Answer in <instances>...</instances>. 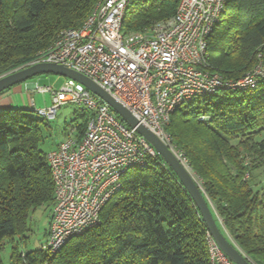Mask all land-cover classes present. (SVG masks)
<instances>
[{
  "label": "trees",
  "instance_id": "16d2710c",
  "mask_svg": "<svg viewBox=\"0 0 264 264\" xmlns=\"http://www.w3.org/2000/svg\"><path fill=\"white\" fill-rule=\"evenodd\" d=\"M98 1L0 0V76L30 63L61 31L79 27ZM179 2L131 0L123 31L153 28L171 18ZM209 52L212 70L226 78L253 70L258 53L264 54V0H227ZM79 117L82 123L76 118L70 125L81 137L91 115L82 109ZM48 124L35 110L0 109V264L8 241L10 264H211L209 229L159 154L124 174L97 227L55 254L43 247L20 249L29 240L31 214L55 205L48 152L42 148V127ZM165 131L184 154L221 230L254 264H264V194L258 189L264 180L258 187L255 174L264 168V77L254 88L183 103Z\"/></svg>",
  "mask_w": 264,
  "mask_h": 264
},
{
  "label": "built area",
  "instance_id": "2783aa9c",
  "mask_svg": "<svg viewBox=\"0 0 264 264\" xmlns=\"http://www.w3.org/2000/svg\"><path fill=\"white\" fill-rule=\"evenodd\" d=\"M130 1L99 0L79 27L61 31L51 46L22 68L50 62L84 74L186 164L184 154L174 149L165 131L173 112L183 103L221 90L254 88L264 77V54L258 53L256 67L240 78H226L212 70L209 39L227 0H180L168 20L153 28L124 32ZM36 90L51 96L50 105L35 109L43 118L55 119L66 104L82 106L91 115L81 137L71 128L47 155L55 205L43 249L55 254L71 239L97 227L103 206L122 187L124 174L158 153L136 128L82 83L68 78L61 88L36 85ZM207 240L211 264H236L210 231Z\"/></svg>",
  "mask_w": 264,
  "mask_h": 264
},
{
  "label": "water",
  "instance_id": "95a60500",
  "mask_svg": "<svg viewBox=\"0 0 264 264\" xmlns=\"http://www.w3.org/2000/svg\"><path fill=\"white\" fill-rule=\"evenodd\" d=\"M43 73L62 75L82 83L89 90L106 101L131 127L136 128L138 133L148 140L156 152L177 174L197 205L210 233L224 253L236 264H254L221 230L202 187L189 167L182 162L178 155L161 138L145 125L141 124L125 106L119 103L89 77L62 64L41 62L0 76V94L16 84L27 82L36 75Z\"/></svg>",
  "mask_w": 264,
  "mask_h": 264
},
{
  "label": "rangeland",
  "instance_id": "374dc122",
  "mask_svg": "<svg viewBox=\"0 0 264 264\" xmlns=\"http://www.w3.org/2000/svg\"><path fill=\"white\" fill-rule=\"evenodd\" d=\"M67 79L68 77L62 75H58L54 73H43L29 79L27 82H24V84H25V88L27 83H36V85L40 87L53 86L58 89L61 88V86L65 83ZM34 90L35 91H32V95L33 97H35L37 101L36 108H40L39 106L45 105L46 103L45 99L49 101L51 96L50 94H43L36 89ZM33 108L34 107L32 108L29 107L28 109L35 110ZM82 109L84 108L77 104H66L59 109L55 119L49 120V124L44 125L42 127L44 136L46 138L44 144H42V148L46 152L53 150L62 140H64V138L66 137L65 130L67 128L68 129L71 128L70 125L71 122L76 123L77 122L76 118H78V122L82 123V119L79 117ZM255 174L257 178H259L257 182H258V187H260L261 186L260 178H262V181L264 180V168L256 170ZM258 189L263 195L264 186ZM52 209L53 206L51 204H46L42 207H39L31 214V222H30L31 230L26 233V235L29 236V240L27 245L20 246V249H24L27 251L32 249H40L47 243V230H49ZM11 249H12L11 243L9 241L6 242L4 249L2 251V258L5 264H10ZM24 254L25 253H23V255Z\"/></svg>",
  "mask_w": 264,
  "mask_h": 264
},
{
  "label": "crops",
  "instance_id": "0c3cea01",
  "mask_svg": "<svg viewBox=\"0 0 264 264\" xmlns=\"http://www.w3.org/2000/svg\"><path fill=\"white\" fill-rule=\"evenodd\" d=\"M36 83H27L26 88L24 83H20L15 87H11L0 94V109L4 108H22L28 109L29 107L36 109L37 101L32 95V91H35ZM46 103L40 108L47 107L51 104V97L49 101L45 99ZM49 102V103H48Z\"/></svg>",
  "mask_w": 264,
  "mask_h": 264
}]
</instances>
